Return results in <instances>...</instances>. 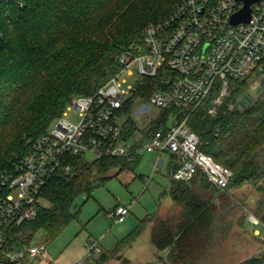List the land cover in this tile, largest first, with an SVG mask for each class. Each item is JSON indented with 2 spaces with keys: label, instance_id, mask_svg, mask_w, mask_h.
Masks as SVG:
<instances>
[{
  "label": "trees",
  "instance_id": "1",
  "mask_svg": "<svg viewBox=\"0 0 264 264\" xmlns=\"http://www.w3.org/2000/svg\"><path fill=\"white\" fill-rule=\"evenodd\" d=\"M177 1L1 0L0 167L24 155L73 98L94 94L104 85L120 68V55L147 25L166 17ZM167 73L172 71L164 66L156 76L140 77L121 112L130 109L134 98L147 101L153 90L163 88ZM246 90L239 82L212 115L209 108L217 92L214 88L201 105L189 111L186 121L198 134L200 149L232 170L229 187L264 176V96L243 109L227 108ZM164 123L163 119L154 120L139 129L137 121L128 118L124 135L128 138L141 132L147 136L165 127ZM66 158L72 164L71 173L59 170L46 182L39 197L50 206L40 207L35 218L13 229L16 240L33 243L38 231L46 240L57 237L78 216L72 207L80 194L92 195L96 185L110 177L107 171L132 168L139 156L134 160L118 156ZM178 165L176 155L171 154L169 168ZM199 177L203 180L200 185ZM207 180L200 172L188 180L171 178L170 193L178 210L156 219L151 230L153 245L169 249L171 264H198L215 239L219 210L214 194L219 189L210 182L215 189L209 190ZM149 222L148 216L140 220L115 245L113 253L136 240ZM97 257L92 264L104 262L108 254L102 251ZM246 264H264V255Z\"/></svg>",
  "mask_w": 264,
  "mask_h": 264
},
{
  "label": "built area",
  "instance_id": "2",
  "mask_svg": "<svg viewBox=\"0 0 264 264\" xmlns=\"http://www.w3.org/2000/svg\"><path fill=\"white\" fill-rule=\"evenodd\" d=\"M243 5L242 0L175 2L166 17L147 25L120 55V68L104 85L94 94L73 98L24 155L0 167V264H47L54 260L44 243L16 240L11 231L36 217L41 207L40 192L57 171L71 173L73 168L67 156L84 155L91 160L118 156L134 160L141 150L158 155L170 153L179 162L170 168L172 179L188 180L200 172L219 190L229 187L232 170L200 149L199 136L186 121L189 111L201 105L214 88L217 92L209 108L212 115L239 82L247 90L236 103L229 102L228 109L245 108L240 100L258 86L263 87L262 92L257 97L251 95L252 101L246 98L247 106L264 96V0L251 4L248 22L231 23V16ZM2 38L0 29V41ZM164 66L172 73L165 74L163 88L153 90L147 102L165 112V127L147 136L138 132L131 141L133 136L124 135L125 122L118 119L124 115V99L132 95L135 86L123 88L126 79L120 80V75L126 72L138 78L153 77ZM72 109L78 113L77 121L66 117ZM129 212L130 206L119 204L109 215L114 222H123ZM248 217L252 224L264 229V220L253 213ZM255 233L261 235L259 229ZM102 251L99 241L93 239L86 244L77 263L92 264Z\"/></svg>",
  "mask_w": 264,
  "mask_h": 264
},
{
  "label": "rangeland",
  "instance_id": "3",
  "mask_svg": "<svg viewBox=\"0 0 264 264\" xmlns=\"http://www.w3.org/2000/svg\"><path fill=\"white\" fill-rule=\"evenodd\" d=\"M132 68L135 69V66ZM121 78L126 79L122 83L123 88L128 85L136 86L140 82L136 74L129 75L125 72L120 75V80ZM262 88L258 86L250 89V94L257 97ZM130 97L128 95L124 103ZM123 114L118 119L120 122L132 118L137 121L139 129H142L152 119L160 121L165 112L136 97L130 109ZM66 117L77 121L78 113L72 109ZM168 123H172V117ZM135 138L133 136L130 140L134 141ZM157 154L141 150L139 159L133 163L132 168L119 172L117 168L107 171L105 174L110 177L105 182L98 183L92 195L82 193L75 199L72 211L78 212V216L54 239L46 240L44 233L38 231L33 243L43 242L48 255L54 259L47 264H78L86 244L93 239L98 240L102 250L108 254V258L100 264H171L169 249H157L150 236L151 225L156 219L165 218L178 210L170 193L171 154L162 153L161 161L155 169ZM197 182L202 183V178L199 177ZM207 183L209 190L215 189L210 186L209 180ZM263 186L264 176L226 190H215L214 202L219 210L217 232L207 256L198 264H246L250 259L264 255V229L261 225L252 224L248 217L250 213L264 217ZM118 204L130 206V212L123 222H114L109 215V211ZM40 205L47 208L50 203L41 198ZM147 216L150 217V222L136 240L113 253L115 245ZM255 229H259L261 235L256 234ZM34 264L46 263L36 261Z\"/></svg>",
  "mask_w": 264,
  "mask_h": 264
},
{
  "label": "water",
  "instance_id": "4",
  "mask_svg": "<svg viewBox=\"0 0 264 264\" xmlns=\"http://www.w3.org/2000/svg\"><path fill=\"white\" fill-rule=\"evenodd\" d=\"M242 1L244 2L243 7L231 16L230 20L231 23L233 24L239 22H248L251 16V4H253L258 0H242ZM246 98L252 101V96L249 95V93H246L245 96L240 100V103L245 107L249 103V101Z\"/></svg>",
  "mask_w": 264,
  "mask_h": 264
},
{
  "label": "crops",
  "instance_id": "5",
  "mask_svg": "<svg viewBox=\"0 0 264 264\" xmlns=\"http://www.w3.org/2000/svg\"><path fill=\"white\" fill-rule=\"evenodd\" d=\"M158 155V154H157ZM162 155V154H161ZM161 155H158L157 156V160H156V163L158 164L160 161H161ZM155 163V164H156ZM117 206V205H116ZM153 225V224H152ZM152 225H151V230H152ZM151 236V235H150Z\"/></svg>",
  "mask_w": 264,
  "mask_h": 264
}]
</instances>
